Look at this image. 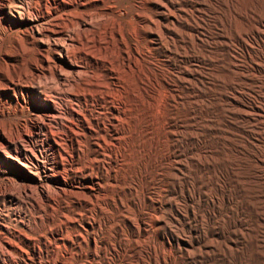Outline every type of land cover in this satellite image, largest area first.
Listing matches in <instances>:
<instances>
[{"label":"bare ground","instance_id":"6f19581e","mask_svg":"<svg viewBox=\"0 0 264 264\" xmlns=\"http://www.w3.org/2000/svg\"><path fill=\"white\" fill-rule=\"evenodd\" d=\"M226 4L239 7L243 29L219 43L211 25L222 23ZM262 10L264 0H0V174L13 171L22 178H8L3 190L0 179V196L30 208L27 230L0 229V264H167L164 252L174 248L163 235L165 216L149 201L156 198L160 205L169 182L179 180L171 170L180 171L174 158L181 148V119L191 117L194 106L181 92V77L170 73L177 61L170 47L182 43L184 54L204 58L206 67L216 60L232 70L229 45L239 46L245 58L260 42L264 79V17H257ZM13 12L27 22H15ZM202 14L211 15L210 33L205 32L213 39L199 32ZM36 35L47 47L38 45ZM161 51L157 63L165 71L146 59ZM51 53L66 63L54 62ZM39 69L51 82L38 83L47 105H36L41 117L20 130L16 120L25 114L29 90L24 83L40 79ZM187 82L197 89L195 80ZM195 102L207 105L204 98ZM203 137L202 163L220 154L225 184L220 206L227 212L236 159L224 141ZM33 138L40 140V154L48 146L51 155L38 164L21 145ZM29 154L38 160L34 151ZM233 224L239 228L242 222L236 218ZM227 244H219L225 256L233 252ZM235 264H246L245 256Z\"/></svg>","mask_w":264,"mask_h":264},{"label":"rangeland","instance_id":"374dc122","mask_svg":"<svg viewBox=\"0 0 264 264\" xmlns=\"http://www.w3.org/2000/svg\"><path fill=\"white\" fill-rule=\"evenodd\" d=\"M226 5L221 6L222 23L218 24L217 27L211 25V15L202 14V16H198L201 26L199 32L203 33L206 39H213L205 32L208 24L211 25V34H216L214 37L219 43L228 42L232 36L242 32L239 7L233 5V8H230ZM237 11L239 12L237 13ZM257 17L258 20L263 19L264 11L257 13ZM11 18L18 23L27 22L24 18L19 20L14 12ZM200 18L202 20L204 18V22ZM32 24L29 22V25ZM25 30V28H21L18 32L22 33ZM169 35L170 33L168 37ZM35 37L40 39L39 46L47 47L46 39L40 35ZM48 44L50 50H53L54 44L51 42ZM259 45H261L260 42L252 50L250 49L245 58H243L239 46L229 45L228 52L235 58L232 70H225L226 66L224 68L222 63H218L216 60L214 61L216 66L213 68L206 67L203 61L204 58H200L196 54L185 55L181 48L182 43L176 48L174 46L170 47L172 54H177V61L171 66L170 73L173 72L174 76L181 77V92L183 91L185 95L192 98L194 106L191 117L181 119V143L179 145L181 148L174 158V160L177 159L179 165L176 166V169L179 167L180 171L171 170V173L174 172L173 175L176 174L179 180L177 183L176 181L169 182V188L162 195L160 204L162 206L157 204L156 198V201H149V205L154 209L162 207L158 216L160 214H163V217L165 216L162 225L166 230L163 229V235L172 244L171 247L174 248L171 251L165 250L164 252L169 259L167 264H235L243 256H245L246 264H264V168L261 169L262 166L264 167V82H262L264 79H262L263 75L259 73L262 68L260 61L257 59V54L261 53L262 50ZM218 50L224 51V48L218 47ZM161 54L162 51L156 52L148 55L146 59L151 63L153 69L157 67V69L165 71V68L157 63L161 58ZM154 56H157L158 59ZM51 58L56 63H66L64 58H59L52 53ZM38 71L40 79L35 82L27 81L24 83V86L29 90L28 93L25 92L24 94L26 98L24 104L25 114L16 120L17 128L20 130L24 126H30L36 116L41 117V110L36 108V105L42 107L47 105L43 96L39 95L43 89L39 88L38 83L41 81V84L50 85L51 82L45 80L46 74L41 75L44 72L43 70L39 69ZM61 77L62 83H64V75H61ZM189 80H195L198 86H196L197 89L188 84L187 81ZM205 83L211 84L206 86ZM206 87L209 90H206ZM46 91L51 93L53 89L46 86ZM208 97H210V100ZM203 98L207 105L205 104L202 108V104L195 101L202 102ZM184 109L181 106L182 115L186 114ZM203 136L214 140L217 138V142L218 140H221L222 143L225 142L232 151V154H229L232 157L231 159H236L231 167L232 180H229L227 186V197L230 200L229 203L226 202L229 208L227 212L220 206L225 188L223 173L220 172L222 166L218 161L220 154L217 152L214 155V161L208 162L207 165L202 163L198 149H200V143L202 144ZM43 137L41 136V138ZM197 137L200 139L198 140ZM21 145H24L23 148L26 146L25 150L34 164L44 161L47 154L48 157L51 156L48 146L41 154L38 152L40 140L33 138L28 146L24 142ZM21 145L18 144V148L21 149L19 152H23ZM30 151L36 153L37 161L29 154ZM24 170L26 171L23 168ZM0 175L2 190L5 185H8L9 181H6L8 178L12 180L16 177L22 181V178L17 177L13 171H7ZM31 176L36 178L34 175ZM207 179H211L210 182ZM42 181H45L44 177ZM11 193L16 196V192L12 191ZM238 201L239 205L237 204ZM28 205V202L18 203L10 198L2 199L0 196V229L4 230L7 227L15 230V227H18L27 230L26 226L30 222V215L28 214L30 208ZM224 215L226 216L223 219ZM236 218L242 222L239 228L233 224V220ZM225 242H228L227 246L233 250V252L228 251L226 256L219 249V244ZM237 249L243 251H238L239 254H237ZM240 254H242V257Z\"/></svg>","mask_w":264,"mask_h":264}]
</instances>
